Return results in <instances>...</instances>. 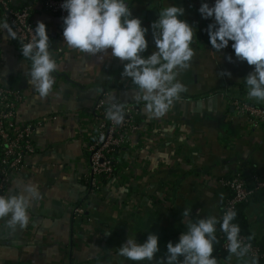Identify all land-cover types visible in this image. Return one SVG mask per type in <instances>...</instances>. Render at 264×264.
I'll list each match as a JSON object with an SVG mask.
<instances>
[{
  "label": "crops",
  "instance_id": "1",
  "mask_svg": "<svg viewBox=\"0 0 264 264\" xmlns=\"http://www.w3.org/2000/svg\"><path fill=\"white\" fill-rule=\"evenodd\" d=\"M9 1L14 9L31 6L34 25L45 23L59 70L53 73L50 94L40 98L28 82L31 61L7 30H0V86L24 97L17 122L43 123L34 133V156L24 170L11 176L4 192L19 193L30 182L38 186L42 199L29 210L30 221L23 230L10 234L0 221V264H155L127 260L118 255V248L128 237L142 244L149 234H156L160 251L155 258L165 257L167 243H178L186 231L185 208L191 207L193 220L209 215L219 219L229 195L220 180L237 174L264 178V126L252 130L232 107L234 98L261 107L264 102L247 99L244 79L254 66L236 58L233 42L220 52L210 43L207 27L215 19H204L199 8L202 3L213 6L215 0H150L161 1L162 9L182 7L181 17L195 34L191 67L178 76L188 91L160 118L147 113L143 101H136V86L121 77L127 62L112 57L111 49L99 58L69 49L58 16L30 0ZM146 1L126 0L132 17L137 18L135 7ZM152 52L148 47L143 55ZM225 71L231 78L219 75ZM238 85L245 94H238ZM113 96L139 106V132L117 153L112 179L103 180L100 191L88 196L91 110L99 98L109 103ZM77 207H82L83 215L75 214ZM242 213L249 236L254 233V240L261 243L264 197L250 199ZM217 249L215 243L213 255L220 264H229L225 259L229 253L221 255ZM230 264L243 262L233 257Z\"/></svg>",
  "mask_w": 264,
  "mask_h": 264
},
{
  "label": "clouds",
  "instance_id": "2",
  "mask_svg": "<svg viewBox=\"0 0 264 264\" xmlns=\"http://www.w3.org/2000/svg\"><path fill=\"white\" fill-rule=\"evenodd\" d=\"M61 8L68 13L63 17L66 46L97 58L109 54L111 49L112 57L126 61L121 77L131 79L137 88L135 99L144 102L147 113L157 118L165 116L181 94L188 91L178 76L191 67L196 54L191 47L195 34L193 26L178 19V15H184L182 7L168 6L159 12V19L151 25L156 50L146 57L143 53L148 48V28L142 27L139 18L132 17L126 0H64ZM199 12L204 19H215V23L208 25L207 33L216 52L232 41L236 58L254 66L244 79L247 99L264 102V0H215L213 6L202 3ZM0 30H7L9 36L17 39L7 20L0 23ZM33 33L31 40L21 45L22 55L31 61L28 82L40 98H46L55 84L53 73L59 70V65L50 51L45 23L37 21ZM227 59L232 62L231 56ZM219 75L231 78V72ZM125 111L126 104L113 96L105 110L106 119L120 124ZM39 199L42 195L38 186L30 182L19 193L0 195V221H4L10 234L27 227L29 210ZM190 213L191 207L183 211L186 231L178 243H167L165 257L155 258L160 251L156 234H149L142 244L128 237L118 248V255L134 262L155 261V264H220L213 255L214 244L219 242L216 235L219 224L227 239L226 261L230 264L236 257L243 264H259L258 255H250L255 234L241 237L239 224L233 222L237 216L234 209L229 208L219 219L209 215L193 220Z\"/></svg>",
  "mask_w": 264,
  "mask_h": 264
},
{
  "label": "built area",
  "instance_id": "3",
  "mask_svg": "<svg viewBox=\"0 0 264 264\" xmlns=\"http://www.w3.org/2000/svg\"><path fill=\"white\" fill-rule=\"evenodd\" d=\"M39 3L46 12L58 16L63 23L67 11L61 8L64 0H30ZM32 7L14 9L9 0H0V23L7 20L16 33L15 39L19 49L23 43L31 40L36 25L31 21ZM64 28V24H63ZM23 95L11 88L0 86V195H4L6 186L12 175L24 170L27 160L36 152L34 133L42 121L21 124L17 122V111L23 102ZM109 106L104 97L99 98L91 110L93 135L86 145L89 174L85 177L87 195H95L100 191L103 180L112 179L115 171V157L128 143L129 138L139 132L138 116L140 108L137 104H126L125 117L122 123L116 124L106 119L105 110ZM233 111L243 117L252 130L264 126V107L234 98ZM219 184L229 191L219 218L229 208L237 210L238 206L249 202L251 197L264 192V178L257 174L248 177L237 174L232 178L220 180ZM76 215H83L82 207L74 210ZM242 238H246L241 234ZM217 239L220 253L227 254L226 234L217 226ZM252 244L250 255H258L259 264H264V243Z\"/></svg>",
  "mask_w": 264,
  "mask_h": 264
},
{
  "label": "water",
  "instance_id": "4",
  "mask_svg": "<svg viewBox=\"0 0 264 264\" xmlns=\"http://www.w3.org/2000/svg\"><path fill=\"white\" fill-rule=\"evenodd\" d=\"M162 10V2L155 1L151 3L150 0H147L143 7L136 6L133 14L142 21V27L148 28L146 33V39L148 41V47L152 48V51L156 50L155 41L153 37V29L151 27L154 21L159 19V12ZM178 19L186 21L189 25V21L183 19L178 15Z\"/></svg>",
  "mask_w": 264,
  "mask_h": 264
},
{
  "label": "trees",
  "instance_id": "5",
  "mask_svg": "<svg viewBox=\"0 0 264 264\" xmlns=\"http://www.w3.org/2000/svg\"><path fill=\"white\" fill-rule=\"evenodd\" d=\"M238 94H245V91H244V87L243 85H238ZM239 99V98H238ZM242 101L244 102H247V100L243 99L242 98ZM261 196V197H264V192H258L256 194H254L252 197H251V200L256 197V196ZM250 201V200H249ZM248 203V202H247ZM247 203H244V204H241L238 206L237 210H236V213H237V216H236V219L233 221L234 223H237L239 224L240 228H241V234L245 235L246 237L249 236V233H248V225H247V220L245 218V215L242 213V209L245 207V205ZM252 242L254 244H257V245H262L264 243V240L261 242V243H257L254 239L252 240ZM217 252H220V243L218 242V249H217ZM221 255H224V254H221Z\"/></svg>",
  "mask_w": 264,
  "mask_h": 264
}]
</instances>
